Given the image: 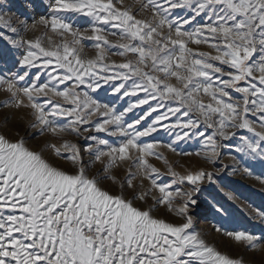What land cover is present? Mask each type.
<instances>
[{
  "label": "snow or ice",
  "instance_id": "snow-or-ice-1",
  "mask_svg": "<svg viewBox=\"0 0 264 264\" xmlns=\"http://www.w3.org/2000/svg\"><path fill=\"white\" fill-rule=\"evenodd\" d=\"M49 7L50 16L33 20L32 29H45L34 39L21 35L27 19L0 11V39L10 45L0 59L10 55L20 66L0 75L4 106L30 109L28 127L62 141L37 150L19 133H0V264H244L209 243L193 218L204 182L226 200L233 192L204 167L181 174L169 166L171 182L163 183L149 158L163 159L161 146L176 153L199 140L195 154L209 163L228 149L246 175L253 168L233 152L264 167V0H52ZM63 12L91 19L85 31L95 56H82L85 33ZM113 49L121 62L109 57ZM100 91L118 103H101ZM123 164L127 175L118 180L113 169ZM256 178L264 183V174ZM161 205L179 220L155 215ZM209 206L231 218L224 200ZM244 211L264 223V206ZM215 230L247 248L264 239Z\"/></svg>",
  "mask_w": 264,
  "mask_h": 264
},
{
  "label": "rangeland",
  "instance_id": "rangeland-1",
  "mask_svg": "<svg viewBox=\"0 0 264 264\" xmlns=\"http://www.w3.org/2000/svg\"><path fill=\"white\" fill-rule=\"evenodd\" d=\"M51 2L52 0H0V5H2L0 11L11 16L13 21L27 19L29 30L27 32H22L21 35L24 39H34L36 36H44L45 29L42 26L32 29L31 25L33 20H38L41 16H50L51 9L49 4ZM125 2L134 3L135 0H125ZM177 11L181 16L187 15L186 10ZM61 15L66 20L72 22L74 27H79L81 31L85 33L86 38L83 39L79 45L82 49V56L85 58L95 56L96 50L94 48V41L87 39V37L91 36V32L85 31V29L91 27V19L73 12H63ZM5 31L7 30L5 29ZM46 34L52 36L53 40L59 41L60 39L59 36L53 34L51 30H48ZM65 38L68 40L72 39L70 35H66ZM110 39L114 40L116 38L110 37ZM9 48L10 45H8L7 41L0 39V50L7 51ZM203 50L208 49L205 48ZM116 51V49H113L108 55L111 59L119 63L123 58L116 55ZM19 67L20 66L15 63L14 58L10 55L0 59V75L7 76L11 73L17 72ZM8 97L9 94L0 88V133H4L11 138H16V134L19 133V135L23 136L31 147L37 150L44 148L45 141L57 144L62 143L61 140L48 133L37 135L36 129L28 127L29 122L33 119L31 110L27 108L17 109L11 105L5 107L4 101H6ZM95 98L100 100L101 103H118V101L106 91H100L98 95H95ZM25 103H27L26 99ZM241 134L251 135V133L246 131L238 133V135ZM64 135L68 139L77 141V138L74 136H69L68 134ZM100 135L105 136L103 133ZM106 138H109L113 143L117 142L113 137ZM162 138L166 144L168 137L163 136ZM78 142L82 143L83 141L80 140ZM231 143H235V141H231ZM201 150L202 143L199 140H190L179 144L176 153L170 151L166 146H161L158 151L162 153L163 159H156L155 157H150L149 159L150 163L159 169L161 173L160 180L163 183L171 182L169 166H171L174 171L181 174H186L188 171L200 167H204L208 171L215 173L214 179L222 186H226L227 191L233 192L236 199L234 201L226 200V198L218 191L215 184L204 182L202 186L205 191L199 194L201 206L194 211L193 218L195 229L203 232L207 241L215 245L218 250L236 258H243L244 264H264V239L258 241L257 248H247L243 244L224 235L223 231L217 232L215 230L217 226H220L227 231L247 230L257 237H264V223H261L258 218L255 220L251 219L247 212L244 211L247 207L264 206V183L256 178L257 176L264 174V167L255 161H250L246 157L233 152V155H237L238 159L244 161L253 168L254 175L249 176L243 172V163L238 166L236 165L232 156L228 154V149L222 150L223 154L217 163H209L203 159L202 155L197 156L195 154L197 151ZM180 152L191 153L192 155H180ZM57 162L64 167H71L70 163L66 161L58 159ZM225 165H227L226 168L223 167ZM128 167V164H123L114 168L113 175H115L118 180H123L127 175ZM234 167L237 168L235 172H233ZM96 168H99V165L95 166L93 171H96ZM133 171H135V168H133ZM138 179L139 177L137 180ZM134 183H137V181H134ZM105 184L106 186L111 187L113 191L119 190V183L113 184L111 180H106ZM148 185L149 181L145 180L144 186L148 187ZM126 191L127 194L131 195V190L126 189ZM152 195H158V192L153 191ZM213 197L225 201L231 214V218L222 219L215 214L209 206ZM137 203L141 202L138 201ZM148 203H152L151 199H149ZM155 215L171 221L179 220V217H177L174 212L168 210L163 205L158 206L155 209Z\"/></svg>",
  "mask_w": 264,
  "mask_h": 264
},
{
  "label": "bare ground",
  "instance_id": "bare-ground-1",
  "mask_svg": "<svg viewBox=\"0 0 264 264\" xmlns=\"http://www.w3.org/2000/svg\"><path fill=\"white\" fill-rule=\"evenodd\" d=\"M203 224V223H202Z\"/></svg>",
  "mask_w": 264,
  "mask_h": 264
}]
</instances>
